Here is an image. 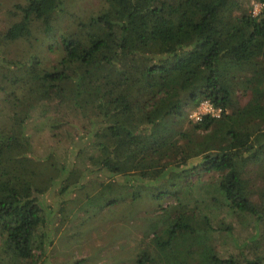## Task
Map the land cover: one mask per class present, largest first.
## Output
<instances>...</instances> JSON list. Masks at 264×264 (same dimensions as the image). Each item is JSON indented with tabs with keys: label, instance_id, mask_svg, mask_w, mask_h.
<instances>
[{
	"label": "trees",
	"instance_id": "1",
	"mask_svg": "<svg viewBox=\"0 0 264 264\" xmlns=\"http://www.w3.org/2000/svg\"><path fill=\"white\" fill-rule=\"evenodd\" d=\"M257 1L253 13L243 0H105L84 18L68 0L12 5L15 19L0 29V110L11 111L0 128V264H36L61 210L46 196L86 184L92 209L129 188L132 200L142 191L173 199L150 222L136 264H255L219 257L207 239L212 206L257 213L241 178L264 161ZM16 41L39 51L10 58L2 46ZM203 101L218 115L185 122ZM37 108L67 154L32 152L26 129ZM203 173L218 174L216 195L193 198L190 178Z\"/></svg>",
	"mask_w": 264,
	"mask_h": 264
},
{
	"label": "rangeland",
	"instance_id": "2",
	"mask_svg": "<svg viewBox=\"0 0 264 264\" xmlns=\"http://www.w3.org/2000/svg\"><path fill=\"white\" fill-rule=\"evenodd\" d=\"M21 1L0 0V29L15 19L9 16L8 10L14 3ZM104 1L68 0V6L78 16L84 18L91 11H96L105 3ZM243 3L245 10L253 13H256L260 7L257 0H243ZM1 50L10 58L22 59L38 52L39 48L37 46L31 48L23 41H16L2 46ZM45 53L42 52L43 59L49 62V58L53 56L50 54L45 56ZM198 107L192 111L185 110L187 112L185 122L194 121L191 116ZM5 110V108L0 110V128L7 126L8 123L7 118L11 111ZM50 115L51 113L48 114ZM42 120L39 116V108L31 111L26 132L30 136L34 155L45 157L51 151L62 156L67 154L68 148L64 140L56 141L45 128ZM255 162L245 166L241 178L246 195L257 213L245 214L226 207L212 206L209 213L214 229L208 234L207 242L219 257L234 256L238 260L245 257L255 264H264V161ZM95 175L93 173L91 176ZM217 177V173H203L199 178L197 175L192 176L190 180L194 185L189 195L193 198L205 199L215 196L214 186ZM68 178L65 180L76 182L73 177ZM133 190L126 189L122 201L92 209L83 203V195L92 194L88 184L81 189L75 187L68 195H57L55 188L46 196L45 204H52L54 207L61 204V210L55 212L52 233L50 232L48 236L51 243L47 245L45 253L38 257L36 264H136L135 252L138 248H142L143 243L150 237L144 235L150 227V222L157 220L162 206L173 199L153 198L142 191L140 197L132 200L130 194ZM230 224L231 230L227 229ZM181 245L185 244L182 242Z\"/></svg>",
	"mask_w": 264,
	"mask_h": 264
},
{
	"label": "built area",
	"instance_id": "3",
	"mask_svg": "<svg viewBox=\"0 0 264 264\" xmlns=\"http://www.w3.org/2000/svg\"><path fill=\"white\" fill-rule=\"evenodd\" d=\"M219 109L215 110L208 101L200 103L198 109L192 114L194 121L199 120L203 114L218 115Z\"/></svg>",
	"mask_w": 264,
	"mask_h": 264
}]
</instances>
